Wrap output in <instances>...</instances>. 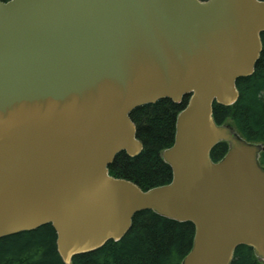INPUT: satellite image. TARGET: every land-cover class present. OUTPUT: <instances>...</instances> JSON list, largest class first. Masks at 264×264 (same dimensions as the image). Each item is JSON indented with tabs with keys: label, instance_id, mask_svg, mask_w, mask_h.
<instances>
[{
	"label": "water",
	"instance_id": "95a60500",
	"mask_svg": "<svg viewBox=\"0 0 264 264\" xmlns=\"http://www.w3.org/2000/svg\"><path fill=\"white\" fill-rule=\"evenodd\" d=\"M263 33L264 0H0V238L51 224L71 264L151 209L195 225L181 264H232L240 245L264 262V144L214 117ZM185 96L161 152L172 180L111 175L144 147L131 112Z\"/></svg>",
	"mask_w": 264,
	"mask_h": 264
},
{
	"label": "trees",
	"instance_id": "16d2710c",
	"mask_svg": "<svg viewBox=\"0 0 264 264\" xmlns=\"http://www.w3.org/2000/svg\"><path fill=\"white\" fill-rule=\"evenodd\" d=\"M6 1V0H4ZM263 50L254 72L237 81L240 92L232 105L214 103L218 124L231 122L251 142L264 144V33ZM189 96L182 102L163 98L135 108L131 117L137 126V137L143 150L136 156L119 152L109 166L110 174L129 179L147 190L169 183L171 166L161 152L175 141L177 116ZM228 150L227 142H219L212 158L221 159ZM260 161L264 165V151ZM195 235L191 221H178L146 209L137 212L130 230L118 240H109L102 247L75 255L71 264H181L190 251ZM0 264H65L57 248V233L51 224L0 238ZM232 264H264L252 247L240 245Z\"/></svg>",
	"mask_w": 264,
	"mask_h": 264
},
{
	"label": "bare ground",
	"instance_id": "6f19581e",
	"mask_svg": "<svg viewBox=\"0 0 264 264\" xmlns=\"http://www.w3.org/2000/svg\"><path fill=\"white\" fill-rule=\"evenodd\" d=\"M66 264V263H65Z\"/></svg>",
	"mask_w": 264,
	"mask_h": 264
}]
</instances>
